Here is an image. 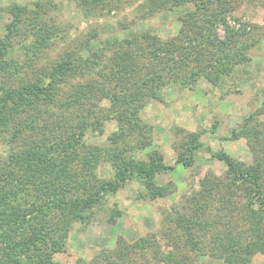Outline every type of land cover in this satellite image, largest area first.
I'll return each mask as SVG.
<instances>
[{"label": "trees", "instance_id": "1", "mask_svg": "<svg viewBox=\"0 0 264 264\" xmlns=\"http://www.w3.org/2000/svg\"><path fill=\"white\" fill-rule=\"evenodd\" d=\"M69 1L87 13L136 3V24L184 11L167 39L133 31L101 47L92 32L72 46L56 18L57 3H12V21L0 37V264H56L72 226H87L95 207L131 181L144 187L137 199L164 198L171 185L155 180L172 167L158 150L141 157L153 129L143 111L163 103L167 90L192 91L199 81L218 87L264 39V23L237 16L245 3L264 13V0ZM59 42L66 46L50 60ZM262 117L264 100L231 135L246 140L250 164L223 151L212 154L226 165L221 177L206 175L198 190L170 205L160 232L168 251L161 252L153 237L132 244L119 237L113 250L74 264H196L201 257L251 264L264 255ZM108 126L106 145L87 143ZM173 131L180 138L172 145L175 165L191 167L204 132ZM101 165L109 167L108 178L100 176ZM110 212L113 224L121 214L116 206Z\"/></svg>", "mask_w": 264, "mask_h": 264}, {"label": "rangeland", "instance_id": "2", "mask_svg": "<svg viewBox=\"0 0 264 264\" xmlns=\"http://www.w3.org/2000/svg\"><path fill=\"white\" fill-rule=\"evenodd\" d=\"M37 0H0V37L4 35L5 25L12 21L9 8L13 2L29 7ZM49 1V0H48ZM58 5L56 18L69 30L68 43L72 46L84 40L92 32L98 36V45L108 47L113 37H129L132 32L151 31L163 39L174 36L179 29V12H162L146 22L136 24L138 19L135 10L136 3H121L106 9L102 13L93 10L87 13L69 0H51ZM246 7V8H245ZM237 16L244 15L243 21H251L262 25L264 13L257 4L245 3ZM243 13V14H242ZM52 15V13H50ZM54 14V13H53ZM90 14V15H84ZM93 14V15H91ZM230 25H233L228 18ZM220 35L222 31L218 29ZM57 43L49 51L48 58L53 59L66 45ZM70 45V44H69ZM95 46V42L93 44ZM250 61L235 68L230 77H223L218 87L210 86L205 81H199L192 91L178 92L167 90L163 103L153 102L142 113L145 122L153 126L150 145L140 154L158 150L164 163L172 168L156 178L158 185H171V189L162 199L148 201L137 199L144 187L134 180L128 183L116 195L107 196L97 205L87 226L74 224L66 241L65 255L55 257L56 264H74L77 258L90 261L99 250L114 249L116 240L121 237L127 244H132L141 238H154L161 252L168 251L165 240L161 237L162 222L171 204H177L191 190L200 188V181L212 174L221 177L226 170L222 161L212 154L223 151L233 159L244 164H250L251 152L246 140L231 139L232 132L239 131L242 120L255 113L264 100V39L249 53ZM264 121V118L262 117ZM214 133L211 134L212 126ZM113 127L108 126L102 137L90 136L87 143L106 145V136ZM174 128H181L186 133L204 132L198 138L201 146L194 151V163L191 167L175 165L176 152ZM183 134H181V137ZM176 139V140H175ZM177 141V142H178ZM175 144V145H174ZM173 145V146H172ZM100 176H110L109 167L101 165ZM173 187V188H172ZM116 206L120 216L110 223V210ZM153 237V238H152ZM149 251L152 252V249ZM196 264H221L220 261L201 257ZM251 264H264V255L258 254Z\"/></svg>", "mask_w": 264, "mask_h": 264}]
</instances>
